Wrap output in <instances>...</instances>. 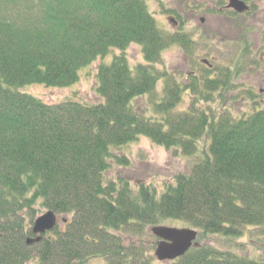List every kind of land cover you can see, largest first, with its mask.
Returning <instances> with one entry per match:
<instances>
[{
  "label": "trees",
  "instance_id": "trees-1",
  "mask_svg": "<svg viewBox=\"0 0 264 264\" xmlns=\"http://www.w3.org/2000/svg\"><path fill=\"white\" fill-rule=\"evenodd\" d=\"M175 42L144 0H0V264H264L205 243L170 262L152 255L151 228L169 218L198 229L199 240L264 229V108L234 118L200 105L230 86L228 70L184 86L195 94L187 109L175 108L184 99L174 81L154 96L152 114L137 108L166 78L156 67ZM132 44L144 58L136 66ZM118 49L97 69L98 104H46L22 91L74 85ZM143 137L193 160L160 195L106 175L111 162L130 165L112 149ZM38 207L61 220L28 244Z\"/></svg>",
  "mask_w": 264,
  "mask_h": 264
},
{
  "label": "rangeland",
  "instance_id": "rangeland-1",
  "mask_svg": "<svg viewBox=\"0 0 264 264\" xmlns=\"http://www.w3.org/2000/svg\"><path fill=\"white\" fill-rule=\"evenodd\" d=\"M144 1L155 16L157 25L177 42L162 53V64L156 67L159 71H166L167 79H162L156 87L157 92L149 95L148 102L151 104L146 105V99L141 97L137 108L152 114L155 111L154 96H162L165 93L164 85L174 81L182 88L184 99L175 108L187 109L195 94L192 89H185L184 86H189L203 75L213 76L219 70L222 73L227 70L230 72V86L214 92L210 102L202 101L200 105L203 109L209 110L214 116L227 111L236 118L264 108V0H244L251 7L250 12L245 13H237L232 8H227L228 0ZM118 53L119 49L113 50L107 56L99 57L96 62L83 67L80 78L74 85L52 88L36 84L29 85L22 91L35 95L46 104H58L68 100L98 104L102 99L96 92L97 69L101 63H107L113 54ZM127 56L131 66L144 62L139 45H130ZM202 59L207 60L205 62L212 66V70ZM209 142L210 140L204 138L199 142V147L206 146ZM181 151L176 148L168 150L153 144L145 137L137 139L123 147L112 149L115 158L126 156L130 165L120 166L111 162L112 168L106 173L107 178H127L134 194L138 191L139 184L146 183L160 195L167 185L176 183L174 177L177 173L188 171L192 165V158ZM46 211V208L38 207L34 219ZM161 224L194 228L183 220L171 218ZM244 230L246 234L237 239L211 234L200 236L201 241H198L213 245L221 251H232L248 258L264 260V229ZM141 240L146 248L151 246L149 236L145 235ZM158 241L157 239L156 242ZM155 249L152 250L153 256ZM97 262L103 261H95Z\"/></svg>",
  "mask_w": 264,
  "mask_h": 264
},
{
  "label": "water",
  "instance_id": "water-1",
  "mask_svg": "<svg viewBox=\"0 0 264 264\" xmlns=\"http://www.w3.org/2000/svg\"><path fill=\"white\" fill-rule=\"evenodd\" d=\"M228 7H232L238 12H245L249 9L242 0H228ZM60 222L55 212L48 211L35 219L32 230L35 237L27 238L28 244H34L42 239L44 233L54 230V227ZM154 235L160 238L155 250V256L159 261L170 262L185 255L190 248L200 247L197 237L198 232L194 228H176L173 226L158 225L151 228Z\"/></svg>",
  "mask_w": 264,
  "mask_h": 264
},
{
  "label": "flooded vegetation",
  "instance_id": "flooded-vegetation-1",
  "mask_svg": "<svg viewBox=\"0 0 264 264\" xmlns=\"http://www.w3.org/2000/svg\"><path fill=\"white\" fill-rule=\"evenodd\" d=\"M263 57H264V55H263Z\"/></svg>",
  "mask_w": 264,
  "mask_h": 264
}]
</instances>
